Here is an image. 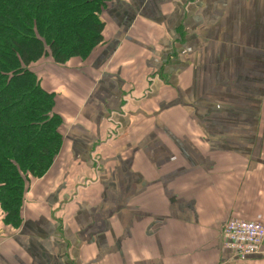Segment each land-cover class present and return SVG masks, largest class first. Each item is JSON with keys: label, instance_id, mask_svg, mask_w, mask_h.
<instances>
[{"label": "crops", "instance_id": "crops-1", "mask_svg": "<svg viewBox=\"0 0 264 264\" xmlns=\"http://www.w3.org/2000/svg\"><path fill=\"white\" fill-rule=\"evenodd\" d=\"M102 20L89 59L41 73L63 143L19 225L0 210V264H264L221 237L264 222V0H112Z\"/></svg>", "mask_w": 264, "mask_h": 264}, {"label": "trees", "instance_id": "trees-1", "mask_svg": "<svg viewBox=\"0 0 264 264\" xmlns=\"http://www.w3.org/2000/svg\"><path fill=\"white\" fill-rule=\"evenodd\" d=\"M111 1L0 0V210L13 227L31 180L47 173L63 143L58 97L34 65L89 59Z\"/></svg>", "mask_w": 264, "mask_h": 264}, {"label": "built area", "instance_id": "built-area-1", "mask_svg": "<svg viewBox=\"0 0 264 264\" xmlns=\"http://www.w3.org/2000/svg\"><path fill=\"white\" fill-rule=\"evenodd\" d=\"M223 247L236 261L257 254L264 242V222L227 221L221 230Z\"/></svg>", "mask_w": 264, "mask_h": 264}, {"label": "rangeland", "instance_id": "rangeland-1", "mask_svg": "<svg viewBox=\"0 0 264 264\" xmlns=\"http://www.w3.org/2000/svg\"><path fill=\"white\" fill-rule=\"evenodd\" d=\"M40 61H43V60H40ZM39 61V62H40ZM40 65H42V68L44 69V70H47L48 72H49V74L51 73L49 70V68H47L46 67V62H41L40 63ZM36 66V64L34 65V68H36L35 67ZM52 71V70H51ZM260 114H261V119L260 120H258V130H257V132H258V134L259 135H262V134H264V111H261L260 112ZM90 158H91V156H90ZM244 262V261H243Z\"/></svg>", "mask_w": 264, "mask_h": 264}]
</instances>
